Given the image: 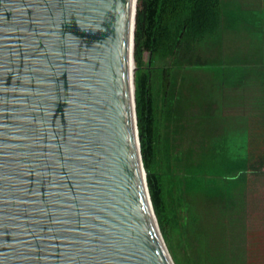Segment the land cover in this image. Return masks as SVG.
<instances>
[{
	"label": "water",
	"instance_id": "water-1",
	"mask_svg": "<svg viewBox=\"0 0 264 264\" xmlns=\"http://www.w3.org/2000/svg\"><path fill=\"white\" fill-rule=\"evenodd\" d=\"M138 0H0V264H176L148 182Z\"/></svg>",
	"mask_w": 264,
	"mask_h": 264
},
{
	"label": "trees",
	"instance_id": "trees-1",
	"mask_svg": "<svg viewBox=\"0 0 264 264\" xmlns=\"http://www.w3.org/2000/svg\"><path fill=\"white\" fill-rule=\"evenodd\" d=\"M226 10L224 0H138L142 153L176 264H264V118L224 115L231 81L264 78L263 40L227 49L241 25Z\"/></svg>",
	"mask_w": 264,
	"mask_h": 264
},
{
	"label": "crops",
	"instance_id": "crops-1",
	"mask_svg": "<svg viewBox=\"0 0 264 264\" xmlns=\"http://www.w3.org/2000/svg\"><path fill=\"white\" fill-rule=\"evenodd\" d=\"M227 4L226 14L228 22L232 28L241 25L240 31L226 32V44L229 48H242L247 51L250 42H239L233 45L232 39L246 40L249 38L257 39L256 47L259 50L260 39L263 40L261 48H264V0H224ZM249 46V47H248ZM231 85L226 89L227 105L224 108V115L227 118H264V78L249 77L243 81V78L231 81ZM241 87L234 88L233 86ZM261 126H264L262 124Z\"/></svg>",
	"mask_w": 264,
	"mask_h": 264
},
{
	"label": "rangeland",
	"instance_id": "rangeland-1",
	"mask_svg": "<svg viewBox=\"0 0 264 264\" xmlns=\"http://www.w3.org/2000/svg\"><path fill=\"white\" fill-rule=\"evenodd\" d=\"M158 66H162V63H159ZM136 67H137V65H136ZM137 71H138V68H137ZM137 71H136V72H137ZM136 74H137V73H136ZM186 210L188 211L187 213H189V212L191 211L190 208H189L188 206H187V209H186Z\"/></svg>",
	"mask_w": 264,
	"mask_h": 264
}]
</instances>
